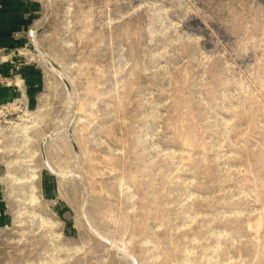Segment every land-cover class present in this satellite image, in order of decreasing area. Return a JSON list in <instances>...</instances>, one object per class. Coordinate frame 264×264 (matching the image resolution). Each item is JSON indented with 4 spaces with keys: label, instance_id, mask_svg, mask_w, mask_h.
<instances>
[{
    "label": "rangeland",
    "instance_id": "374dc122",
    "mask_svg": "<svg viewBox=\"0 0 264 264\" xmlns=\"http://www.w3.org/2000/svg\"><path fill=\"white\" fill-rule=\"evenodd\" d=\"M0 264H264V0H0Z\"/></svg>",
    "mask_w": 264,
    "mask_h": 264
}]
</instances>
